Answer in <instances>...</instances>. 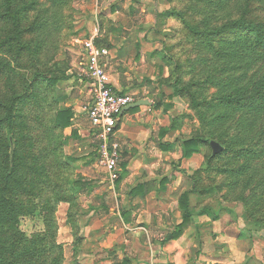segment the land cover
<instances>
[{
    "label": "rangeland",
    "instance_id": "374dc122",
    "mask_svg": "<svg viewBox=\"0 0 264 264\" xmlns=\"http://www.w3.org/2000/svg\"><path fill=\"white\" fill-rule=\"evenodd\" d=\"M34 1L36 4L28 12L26 27L33 25L35 19L40 23L48 19L49 28L36 25L25 34L24 41L30 42L33 48L39 46V52L35 55L31 50L25 52L23 61H15L14 66L26 77L39 71L45 75L56 73L62 78L54 86L42 84L38 91L39 104L30 103L24 108L31 127L32 151L41 152L47 144V130L56 112L63 107L71 108L72 124L63 130L61 139L65 142L59 145L57 156L50 158L51 164L60 182L71 184L83 179L95 185L93 190L79 189L77 205L71 211L76 225L69 221L70 204L57 205V242L64 248V264H123L120 261L126 262V255L130 253L125 250L130 230L111 232V224L116 221L107 214V209L118 207L113 190L119 179L115 183L109 180L99 161L97 133L80 110L88 103L89 90L80 85L75 71L82 58L84 42L97 30L101 31L103 39L109 40L111 47L112 35L121 42L131 37L133 45L122 53L117 64L110 61L108 72L123 82L124 93L132 94L135 100L152 99L159 106L155 110L161 122L154 133L159 132L160 141L171 144L165 147V164L170 167L166 180L173 182V192L178 187L169 202L170 227L182 219L183 210L180 202L176 203V197L185 191L191 194L190 224H195L199 231L194 220L203 221L205 233L203 237L194 238L199 245L192 247V259L205 263V260H213L220 264H264V201L261 202L259 186L262 161L250 162L249 157L242 155L234 158L227 152L213 156L209 142L201 143L200 150L187 157L182 146V140L192 137L216 139L226 146L225 139L239 133V124L251 117L246 112L219 105L225 92L224 83L244 71H231L244 56L235 59L230 54L234 46L226 48L227 45L216 43L220 49H225L219 59L214 49L192 37L182 21L184 16L185 21L200 26L217 22L237 9L241 0ZM261 3L264 4V0ZM256 4L259 9L255 14L264 19L262 4ZM167 11L171 12L168 16ZM262 66L263 62H258L251 67L250 74L257 73ZM188 83H198L193 88L206 100L205 104H197L186 91L177 92L175 84L182 87ZM226 111L232 116L218 119L219 113ZM65 156L74 160L68 164ZM211 156L214 158L210 159ZM123 157L127 156L122 155L121 150V166L125 165ZM207 208L209 210L203 212ZM20 227L31 236L44 231L45 224L38 214H28L21 218Z\"/></svg>",
    "mask_w": 264,
    "mask_h": 264
},
{
    "label": "trees",
    "instance_id": "16d2710c",
    "mask_svg": "<svg viewBox=\"0 0 264 264\" xmlns=\"http://www.w3.org/2000/svg\"><path fill=\"white\" fill-rule=\"evenodd\" d=\"M26 1L0 0V264H64V248L57 242V205L60 202L70 204L69 221L76 225L75 216L71 211L77 205L79 189L87 187L93 190L95 185L83 179H77L71 184L60 182L55 167L51 164L50 158L57 156L59 145L65 142L61 139L63 130L72 124L74 114L71 108L63 107L56 112L52 118V125L47 130V144L42 147L41 152L32 151L34 144L31 143L29 134L31 127L24 108L30 103L39 104L38 91L42 84L45 87L54 86L62 77L56 73L45 75L39 71H36L32 77H26L14 66L15 61H23L22 56L25 52L31 50L30 53L33 55L39 52V46L33 48L30 42L24 41L25 34L29 30L33 31L36 25L49 28L48 19L41 23L35 19L32 21L33 25L26 27L28 12L34 9L36 4L34 0H29V3ZM257 2L262 4L261 7L264 9L262 0H241L237 9L233 8L234 11L217 22L200 26L185 21L184 16L182 21L186 23L192 37L214 49L215 54L220 56L219 59H221L220 53L225 49H220L216 43L225 44L226 48L234 46L230 54L235 56V59L236 56H244L243 61L240 60L241 65L239 66L240 62L237 63L238 60L234 61L237 64L231 69V71L240 69L244 71L239 73L241 75L231 76L224 83L225 92L220 97L219 105L228 110L246 112L251 114V117H246L244 123L239 124L241 125L239 133L225 139L226 146L223 152L229 153L234 158L241 155L249 157L250 162L254 159L262 161V173L259 178L262 202L264 201V19H259L255 14L259 9ZM170 14L171 12H165L167 16ZM95 41L99 46L111 47L109 40L101 36ZM258 62H263V66L257 73L254 71L250 74L249 70ZM197 84L193 83L194 86ZM193 85L188 83L179 87L175 84V87L178 89L177 92H188L197 104H205L206 100L197 95ZM155 106L159 107L157 103ZM230 116H232L230 112L226 111L219 113L218 119L225 120ZM211 140L216 139L192 137L182 140L184 155L192 156L200 150L201 143H210ZM169 146L171 147V144ZM73 160L71 156H65L64 159L68 164ZM193 188H197L194 183ZM190 196V192L185 191L180 197V207L183 210L182 222L168 233L165 241L179 238L189 226L192 220L189 211ZM208 210L209 208L203 212ZM28 214L41 216L45 224L44 231L29 236L21 230V218Z\"/></svg>",
    "mask_w": 264,
    "mask_h": 264
},
{
    "label": "crops",
    "instance_id": "0c3cea01",
    "mask_svg": "<svg viewBox=\"0 0 264 264\" xmlns=\"http://www.w3.org/2000/svg\"><path fill=\"white\" fill-rule=\"evenodd\" d=\"M96 32L97 37L101 36L100 30ZM115 38L112 35L113 46L108 48L109 67L111 62L117 64L123 57L122 53L133 45L130 35L126 38V42ZM81 52L83 54V47ZM109 74L112 88L116 92L124 93L123 82L118 76L114 77L110 72ZM124 75L129 74L124 72ZM80 85L89 90L86 84ZM89 95L88 102L91 97ZM148 100L152 104L141 105L135 110H125L116 132L122 155L124 153L127 157H123L125 165H120L121 178L113 190L118 207L107 209L109 210L107 214L110 213L109 218L116 221V224H111V232L130 230V238L125 239L128 244L125 250H129L130 253L126 255L128 258L126 262L124 260L120 262L123 264H220L219 261L217 263L213 260H205L206 263L200 259L194 261L193 256L190 255L192 247L199 245L194 238L203 237L205 233L202 229L203 221L194 220L198 223L199 231L195 224H190L179 238L164 240L182 219L173 228L170 227L172 212L169 202L178 187H175L173 192L171 190L173 182L166 180L170 167L168 163L165 164L167 151L165 147L169 146L170 142L160 141L162 137L159 132L154 133L161 120L155 110L156 101ZM80 110L84 113L83 106ZM180 196L176 197V203L179 202ZM152 236L164 237L153 239L150 238Z\"/></svg>",
    "mask_w": 264,
    "mask_h": 264
},
{
    "label": "built area",
    "instance_id": "2783aa9c",
    "mask_svg": "<svg viewBox=\"0 0 264 264\" xmlns=\"http://www.w3.org/2000/svg\"><path fill=\"white\" fill-rule=\"evenodd\" d=\"M96 33L84 42L82 58L75 74L78 82L89 88L91 97L83 110L99 139V161L111 183H115L122 171L121 149L115 137L116 132L125 108L136 100L132 94L119 93L112 88L108 72L110 51L107 47L97 45Z\"/></svg>",
    "mask_w": 264,
    "mask_h": 264
},
{
    "label": "water",
    "instance_id": "95a60500",
    "mask_svg": "<svg viewBox=\"0 0 264 264\" xmlns=\"http://www.w3.org/2000/svg\"><path fill=\"white\" fill-rule=\"evenodd\" d=\"M144 104H152V102L150 100H148V99H140V100L135 101L134 103H131L130 105H128L125 108V110L136 108V107H139V106L144 105ZM210 145H211V147L213 149V156L222 153L224 151V149H225L224 145H222L217 140H211L210 141Z\"/></svg>",
    "mask_w": 264,
    "mask_h": 264
}]
</instances>
